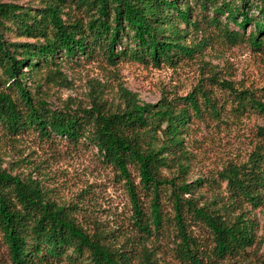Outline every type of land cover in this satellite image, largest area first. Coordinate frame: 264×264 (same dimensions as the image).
Here are the masks:
<instances>
[{"label":"trees","instance_id":"1","mask_svg":"<svg viewBox=\"0 0 264 264\" xmlns=\"http://www.w3.org/2000/svg\"><path fill=\"white\" fill-rule=\"evenodd\" d=\"M37 4L0 1V264H264L262 88L211 70L155 103L125 88L117 102L101 93L77 106L47 94L69 85L64 67L95 60L202 68L218 49L244 48L264 62V0ZM223 132L249 134L251 149L206 171L200 137ZM24 137L90 153L125 189L128 212L104 218L87 189L67 203L47 172L6 167L1 145Z\"/></svg>","mask_w":264,"mask_h":264},{"label":"rangeland","instance_id":"2","mask_svg":"<svg viewBox=\"0 0 264 264\" xmlns=\"http://www.w3.org/2000/svg\"><path fill=\"white\" fill-rule=\"evenodd\" d=\"M13 2L24 7L36 8L37 0H0ZM8 39L33 41L18 38L16 32L9 33ZM206 67L188 65L182 68H152L134 61H123L116 68L106 65L101 60L83 62L75 68L64 67L70 80L69 85H50L47 87L49 100L55 105H64L69 100L73 106L77 103L89 104L91 98L103 93L109 100L118 101L121 88L136 94L148 103L157 102L165 91L180 95L189 93L198 83L201 75L208 71H217L222 79L232 81L244 87H259L264 92V62L244 48L231 50L218 49L210 57ZM264 95V93H263ZM247 133H226L200 139L209 150L205 168L212 171L221 168L230 158L243 156L251 149ZM1 149L6 157V167L13 161L20 162V170L35 171L39 168L53 176L49 188H55L65 202L77 199L87 189L89 202L97 204L104 211V218L115 213L128 212V197L125 189L110 171L98 164L90 153L61 143L58 148L41 147L38 142L24 137L16 143H4ZM24 160V161H21ZM19 171V170H18ZM112 216L111 218H113ZM263 215H260L262 218Z\"/></svg>","mask_w":264,"mask_h":264}]
</instances>
